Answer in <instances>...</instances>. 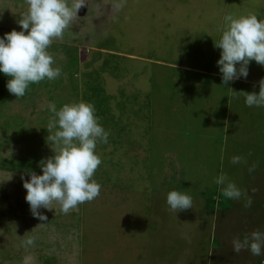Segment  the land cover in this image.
Here are the masks:
<instances>
[{
    "label": "rangeland",
    "instance_id": "obj_1",
    "mask_svg": "<svg viewBox=\"0 0 264 264\" xmlns=\"http://www.w3.org/2000/svg\"><path fill=\"white\" fill-rule=\"evenodd\" d=\"M33 111L80 186L1 170L0 264H264V0H0V126Z\"/></svg>",
    "mask_w": 264,
    "mask_h": 264
},
{
    "label": "trees",
    "instance_id": "obj_2",
    "mask_svg": "<svg viewBox=\"0 0 264 264\" xmlns=\"http://www.w3.org/2000/svg\"><path fill=\"white\" fill-rule=\"evenodd\" d=\"M66 72H68V76L72 77V73L69 70H66ZM67 75V73H65ZM7 79H5V83ZM50 82L47 81L45 83V87H47V85ZM65 85V84H64ZM41 86H43L41 84ZM67 86V85H66ZM65 88V87H64ZM56 94V93H55ZM40 95L44 98L45 96L40 93ZM56 98H59V95L56 96ZM63 99L62 101H64V98L61 96L60 100ZM76 99V98H75ZM95 99V100H94ZM99 99H101L99 96L96 98H92L89 99L87 98V96H84V103L85 106H89L88 108H90V105L93 104L94 102L97 101V103H99ZM45 101V99H44ZM90 104V105H89ZM42 111V110H40ZM41 113V115L37 118L36 117V113H34L33 111V115L28 119V120H23V124H22V119L15 117V116H10L8 118H6L3 122V124L0 126V129L2 131H4L3 126H6L9 130L15 132L14 135L17 134H24L25 135V142L23 144V149L26 151L25 154L21 153V157L19 159H15L13 158L12 155H10L13 159H15V161H17V163L10 157L5 158V157H1L0 158V171L3 170L5 172H10V173H17V174H22L23 176L28 177L29 179H35V181H39L42 184L41 185H47L48 182L50 180H52L54 178V176H56L57 174L62 176V179L64 180L65 184L67 183L68 186L69 185H74V186H80V179L79 177L76 175L75 178L78 179L77 181H72L69 179V177H67V173H61L62 171L61 169H57V167L52 166L50 164V161L52 160L51 155L49 154L47 157L43 156L42 154L40 155L39 151H46L47 149L51 148V152H54L57 148H62L63 149V154L64 157L66 156V143H69L73 146L76 145V143H79V136H80V130H78L79 126L76 125H72L70 120L71 118L67 115V118L61 123V128L64 127V130H60V124L57 125V123L55 122V120L53 119L52 116H48V114H46L47 112H39ZM54 114V112H52ZM72 113L76 114V108L75 110L72 111ZM16 120L18 121L16 123ZM8 123H11L12 125H9ZM29 129L30 132L26 133V130ZM60 131H69L68 134L66 135H61ZM31 133V134H29ZM27 137H29V139H27ZM56 138V141H55ZM24 140V138L22 139ZM45 141V142H44ZM56 148V149H55ZM65 150V151H64ZM15 156V154H13ZM101 171H99L100 173ZM44 178L43 182L40 181V179ZM46 182V183H45ZM76 184V185H75ZM66 188L70 189L69 187L66 186ZM68 191V190H66ZM79 193V189L76 188L74 194H78ZM74 204H71V206ZM18 209V208H17ZM18 211H20L18 209ZM24 213V212H23ZM25 214V213H24ZM32 215V214H31ZM50 221H46L45 224H43V229L48 228V225ZM32 221H30L29 226L28 227V232H24L25 235L31 236L33 233V227H32ZM26 225V224H25ZM24 225V226H25ZM26 229V226L24 227ZM40 230V229H39ZM37 230L36 233L39 231ZM32 231V232H31ZM11 230L9 231L8 226H5V235L6 236H11ZM5 246H7V244L3 245V250H7V248H5ZM51 247V249H49ZM53 243L50 241V245L46 244V246L44 247L47 254L46 256H51L54 253V249H53ZM9 248V246H8ZM27 249V248H25Z\"/></svg>",
    "mask_w": 264,
    "mask_h": 264
},
{
    "label": "crops",
    "instance_id": "obj_3",
    "mask_svg": "<svg viewBox=\"0 0 264 264\" xmlns=\"http://www.w3.org/2000/svg\"><path fill=\"white\" fill-rule=\"evenodd\" d=\"M176 238H178L179 239V237H176ZM173 239V238H172ZM244 241H246V240H244ZM5 243H3V245H4ZM245 250V249H244ZM247 252V254H248V256H251L250 255V250H248V251H246ZM50 256V255H49ZM49 256H46V258H49V259H51V260H55V255L54 254H52L51 256H53V257H49ZM44 258V257H43ZM48 259V260H49ZM170 259H171V257H170V255L168 256V258H167V261H165V262H163V263H167V264H170ZM162 262H160L159 260H158V264H163ZM54 264H55V262H54Z\"/></svg>",
    "mask_w": 264,
    "mask_h": 264
}]
</instances>
